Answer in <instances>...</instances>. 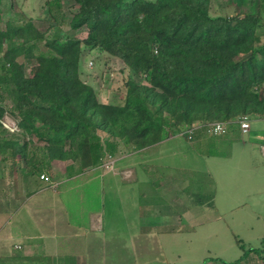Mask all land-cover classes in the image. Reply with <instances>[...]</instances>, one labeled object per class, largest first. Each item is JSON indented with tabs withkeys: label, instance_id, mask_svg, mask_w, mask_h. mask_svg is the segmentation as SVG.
<instances>
[{
	"label": "trees",
	"instance_id": "obj_1",
	"mask_svg": "<svg viewBox=\"0 0 264 264\" xmlns=\"http://www.w3.org/2000/svg\"><path fill=\"white\" fill-rule=\"evenodd\" d=\"M74 1L78 9L70 27H86V39L46 43L48 55L26 49L30 24L8 22L0 30V102L11 99L8 112L19 118V129L46 143L56 160L95 167L105 153L114 154L118 141L140 151L167 139L168 129L243 115L264 118L259 96L264 46H254L264 28V0H257L256 14L243 18L210 17L211 0ZM82 45L120 58L145 75L148 85L128 81L123 106L99 103L78 76ZM250 53L240 63L231 62ZM20 56L34 59L38 73L26 77ZM5 110L0 106V120ZM99 129L117 142L101 141ZM11 140L0 139V155L27 159L28 144ZM30 154L35 158L30 173L40 174L45 156Z\"/></svg>",
	"mask_w": 264,
	"mask_h": 264
},
{
	"label": "crops",
	"instance_id": "obj_2",
	"mask_svg": "<svg viewBox=\"0 0 264 264\" xmlns=\"http://www.w3.org/2000/svg\"><path fill=\"white\" fill-rule=\"evenodd\" d=\"M263 125L253 120L244 136L234 130L225 137L199 133L191 142L169 137L145 149L153 152L151 167L73 171L51 162L41 174L55 188L38 181L19 197L22 208L14 199L0 213V264H264ZM174 151H189L200 167L166 171L151 164ZM90 182H98V206L82 215L74 210L70 219L63 197ZM132 186L129 216L122 198Z\"/></svg>",
	"mask_w": 264,
	"mask_h": 264
},
{
	"label": "rangeland",
	"instance_id": "obj_3",
	"mask_svg": "<svg viewBox=\"0 0 264 264\" xmlns=\"http://www.w3.org/2000/svg\"><path fill=\"white\" fill-rule=\"evenodd\" d=\"M56 1V2H55ZM58 1V3H57ZM47 2H51L50 6H47ZM257 0H211L208 6V14L210 17H239L243 18L246 15L256 14L257 10ZM78 6L74 0H0V30H4L8 22L11 24H30L32 36L31 41L26 43V49L32 48L35 56L42 54L48 55L46 43L51 41H65L70 38L78 39L80 41L86 39L87 28L82 27L76 31L71 30L70 22L77 12ZM38 39L34 41L32 39ZM254 46H264V28L257 32L255 38ZM16 41V40H15ZM14 43H20L18 41ZM8 48V43H4L2 46L3 51ZM81 56L78 61V76L81 82L92 88L97 100L101 104L123 106L126 97V83L128 81H133L139 85H148L145 75L134 72L130 67L124 64V62L115 56L110 55L107 52L87 48L86 46H81ZM4 53H0L3 55ZM250 54H239L231 58V62L236 64L246 60ZM17 62L23 65V72L26 77L31 78L36 73H38V66L34 59L28 60L23 56L17 58ZM90 64V65H89ZM1 93V92H0ZM259 96L260 99L264 101V83L259 86ZM33 104L41 105L35 98H31ZM0 106L4 107V111L1 121H3V116H7L8 119L13 121L16 125L17 130L14 132H9L6 130L2 124H0V139L7 141H12L11 139H18L20 145L27 143L26 150L28 151V158L23 159L20 156H16L14 159L10 158L8 154L0 155V213L5 211L8 213L10 200H17V207L22 208L24 206V198L30 195V190L40 187L41 184L38 182L39 175L42 172L49 171L51 167V162L54 163L58 160L53 158L47 151L46 143L39 141L34 135H24V132L19 129V118L11 116L8 109L11 108V99L6 98L0 102ZM0 121V122H1ZM37 127H42L40 123H36ZM252 126V125H251ZM186 126H181L180 128H185ZM264 127V125H263ZM178 128V127H176ZM13 129V128H12ZM168 136L171 137L168 140L182 139L186 140L184 137L176 136L172 130L168 129ZM177 133V131H176ZM96 134L100 137L101 141L106 140L115 142L114 138H110L109 135L102 131L97 130ZM111 142V143H112ZM178 152H184L183 147H180ZM36 149V150H34ZM146 150H149L145 148ZM145 149L136 151L130 144H126L123 141L117 142V148L114 154L111 155L114 160L113 170L123 169L124 167H151L149 166V158L152 157L153 152L146 151ZM35 152L38 157L45 156V163L43 171L40 174H31L30 167L34 163L35 158L31 156V152ZM176 152L175 156H169L165 160H161L160 156H157L155 162L151 164L156 167L175 168V169H186L192 164H196L195 168L200 167L199 161L195 163L188 159L186 151L183 156H179ZM47 154L50 163L47 165ZM109 154L108 152L105 153ZM104 155V156H105ZM139 160L142 162L140 163ZM145 161V162H144ZM104 157L101 159L100 165L103 167ZM69 163V167L73 171H81L78 164L72 163L71 161L62 162L58 161L57 168L59 165ZM65 164V165H66ZM109 164V163H107ZM68 165V164H67ZM247 167V165H245ZM127 173L123 172V175ZM255 174L252 176L254 177ZM98 182L86 183L79 189L70 192L67 196H64V205L68 206L67 211L69 213L70 219L76 218L73 215V211L76 210L82 215L85 210L94 209L99 204V194ZM126 191H123L121 195H125ZM127 197L122 198L123 201L128 202V212L132 211V206L135 204L136 190L131 187L127 190ZM102 196V191H101ZM19 197H24L20 200ZM121 198V197H120ZM84 201V205L77 204L75 202ZM87 202H89L90 207H87ZM15 205V204H14ZM77 205L79 207H77ZM75 207H77L75 209ZM107 207V205H106ZM97 210V209H95ZM103 210V209H101ZM104 217L106 219L107 208L104 209ZM11 211V210H10ZM84 217V216H83ZM25 219V217H24ZM131 220V218H129ZM129 228H133L135 225L128 224Z\"/></svg>",
	"mask_w": 264,
	"mask_h": 264
},
{
	"label": "built area",
	"instance_id": "obj_4",
	"mask_svg": "<svg viewBox=\"0 0 264 264\" xmlns=\"http://www.w3.org/2000/svg\"><path fill=\"white\" fill-rule=\"evenodd\" d=\"M253 120H260L264 122V118L243 115L233 121L228 122H196L191 126L185 127L183 129L178 127L173 132H175L174 134H176V136L184 137L187 141L190 142L194 141L199 133H202L207 137H225L236 130L238 132V136H244L250 132V123ZM1 124L6 130L11 133L17 130L16 125L13 123V121L8 119L6 115L3 116V121H1ZM259 150L260 153L264 156V144H261L259 146ZM113 161L114 160L112 159L111 154H106L104 156L103 167L108 172H111L113 170ZM39 180L42 185H44V187H49L51 189L55 188L54 182L47 175L41 174L39 176ZM16 248H19V246H16Z\"/></svg>",
	"mask_w": 264,
	"mask_h": 264
},
{
	"label": "clouds",
	"instance_id": "obj_5",
	"mask_svg": "<svg viewBox=\"0 0 264 264\" xmlns=\"http://www.w3.org/2000/svg\"><path fill=\"white\" fill-rule=\"evenodd\" d=\"M1 121V120H0ZM0 124H1V122H0Z\"/></svg>",
	"mask_w": 264,
	"mask_h": 264
}]
</instances>
